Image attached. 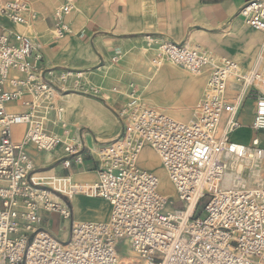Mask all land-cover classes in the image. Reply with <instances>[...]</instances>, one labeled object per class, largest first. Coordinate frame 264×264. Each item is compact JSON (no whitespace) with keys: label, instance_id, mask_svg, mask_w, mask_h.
Listing matches in <instances>:
<instances>
[{"label":"built area","instance_id":"obj_1","mask_svg":"<svg viewBox=\"0 0 264 264\" xmlns=\"http://www.w3.org/2000/svg\"><path fill=\"white\" fill-rule=\"evenodd\" d=\"M78 2L61 0L54 10L57 38L70 33L68 18ZM30 12L24 0H0V264H121L117 247L124 241L136 255L128 264H264V44L256 65L243 70L186 40L157 38L154 65L169 61L192 74L207 70L209 93L187 122L132 96L117 111L119 135L88 145L68 139V112L55 93H82L103 102L111 96L79 71L51 74L53 69L43 68L36 40L3 23L25 26ZM237 16L264 33V0H246ZM119 59L118 52L111 57ZM231 80L233 96L226 93ZM247 102H255L251 129L259 137L251 149L233 139ZM16 104L23 111L13 109ZM16 126L24 131L16 133ZM30 148L47 154L61 149L57 161L63 171L90 162L97 179L41 172ZM145 148L157 154L175 198L163 195L156 173L138 164ZM247 159L258 161V181L225 187L230 171L244 178L234 163ZM74 196L109 203V221L77 220L69 202ZM44 214L68 222L66 238L43 227Z\"/></svg>","mask_w":264,"mask_h":264},{"label":"crops","instance_id":"obj_2","mask_svg":"<svg viewBox=\"0 0 264 264\" xmlns=\"http://www.w3.org/2000/svg\"><path fill=\"white\" fill-rule=\"evenodd\" d=\"M24 1L31 8V12L27 15V25H17L9 20H3V23L8 27V31L26 35L33 32L44 58L42 66L45 69H53L54 72L51 71V74L63 69L82 70L86 73V70H91L104 62L108 55L113 56L111 50L114 46L122 47L125 42L138 38L139 34H152L158 39L169 37L176 42L187 39L189 45L231 59L243 70L246 66L252 65L253 68L256 65L264 44V33L251 28L237 16L238 10L246 0H80L78 10L68 18L71 31L64 38L56 37L51 19L53 8L59 5L61 0ZM117 52L120 54V59L124 57L123 52L118 50ZM127 60L135 62L137 58L132 57L131 60L130 58ZM141 63V67L149 66L147 59H142ZM168 67L166 63L161 67L155 66L157 70L151 76H142L144 81L139 83V89L136 88L137 96L143 93L144 104L179 121L187 122L191 119V115H194L195 110L192 106L197 98L200 97L202 100L208 93L209 72L204 70L200 77L194 78ZM150 69L149 66L148 70ZM124 70L127 68L125 67ZM46 76L58 85L56 77L50 76L49 71L46 72ZM156 81L168 83L164 89H157L168 91V94L162 95V99L147 96L148 88ZM93 83L104 85L95 81ZM126 84L127 91L120 95L121 91L118 90L116 94L123 99L121 100L123 105L130 99L131 84L134 83L130 81ZM171 90L174 96L169 100L167 97ZM250 103L253 105L254 116L255 102ZM57 104L65 107L68 112L67 121L71 128L69 138L75 142L84 140L88 145H93L97 141L112 140V117L94 101L83 99L79 93H72L62 96ZM13 109L23 111V107L17 104ZM87 126L96 133L104 135V138L101 140L94 138L92 130ZM84 128L85 131L81 132ZM14 131L19 134L24 131V127H15ZM29 153L41 172L71 174L76 181L81 182H93L97 179L90 162L84 167H73L63 171L57 161L62 156L61 149L53 154H47L30 148ZM73 200L76 204L74 214L77 220L90 222L109 220L111 206L106 201L85 196H74ZM83 201L88 203L87 210L80 204ZM46 229L50 231L47 226ZM61 234L63 238L67 237L63 230Z\"/></svg>","mask_w":264,"mask_h":264},{"label":"rangeland","instance_id":"obj_3","mask_svg":"<svg viewBox=\"0 0 264 264\" xmlns=\"http://www.w3.org/2000/svg\"><path fill=\"white\" fill-rule=\"evenodd\" d=\"M57 5L53 8L54 10L56 9ZM78 8H79V5L77 4L76 11L78 10ZM251 31H253V30L251 29ZM28 35L30 37L34 38L33 32L28 33ZM137 36H138V38H134V40H132V41L125 42V44L122 45V47L121 46H119V47L114 46L113 47V49L111 50V53L113 54V56L115 55L117 50L124 53V57L119 59L118 62H112V60H111L112 55H110L111 57L108 55L106 60L104 59L105 60L104 62L102 61V63H100L97 67H95L91 70H86L85 71L86 73H84V71H82V70H73L75 73L78 71L80 73H83L82 78H86V80L91 82V83H93V81H95V83H98V82L103 83L104 85H102V84H98V85L103 87L107 96H111V98H110V100H108V102H102L101 100H99V99H97L91 95L79 93V94H81L83 99L94 101L106 113L111 115V117H112V120H111L112 128H111V130L113 132L112 133L113 136H111L112 140H114L120 132V124H119V120L117 117V111L119 110V107L123 106V102H122L123 99L119 98V97L123 92H126L128 89L126 82L128 83V82L132 81L134 84H131V87L135 86V88L139 89L140 88L139 83L144 81L143 77L151 76L157 70L152 63V59L158 53V51H156V48H158V45L155 43L157 38L155 36H153L152 34H139ZM137 36H135V37H137ZM262 36H263V34H262ZM132 57L133 58L136 57L137 60L134 62V60H131ZM127 58H130V60L133 63L131 61L127 60ZM142 59L148 60L147 64L150 66V68H151L150 70H148L149 66L141 67V65H142L141 60ZM166 64L169 65L168 68L180 70L184 74H186L190 77L195 78V77H200L202 75V73L201 74H192V73L184 70L183 68H180V67L174 65L173 63H171L169 61H167ZM102 66H105V67L102 68ZM251 66L252 65L244 67L245 68L244 70H248L249 68H252ZM125 67L127 68V70H124ZM74 76H75V74H74ZM88 76H89V79H88ZM165 85L166 86L168 85V83L166 81H159V82L156 81L153 86L148 88L147 96L150 98L158 97L159 99H162V95L168 94V91L167 92L158 91L157 89L158 88L164 89ZM66 86H68V85H66ZM115 86L116 87L118 86V89L121 91L119 96L116 95L117 93L112 92V88ZM58 93H60V95L64 94V92H62V91H59ZM142 94L143 93H140L137 96L138 100H140L141 102H143V100H144V95H142ZM173 96H174V92L171 90V93L169 94L167 99L172 100ZM199 100H201L200 97L197 98L194 105L192 106V109L194 108V110H195L196 104L199 102ZM58 101L59 102L61 101V97H58ZM166 102H168V101L166 100ZM192 115L190 118H192ZM252 116H253V105H252V103L247 102L244 106V110L242 113L243 131L242 132L237 131L233 134V139L235 141L250 143L251 137L253 136V131L250 127ZM16 127H19V126H16ZM87 127L90 128L89 126H87ZM82 131H85V128L82 129L81 132ZM92 133L94 135V138H98L100 140L104 138V135L98 134L94 130H92ZM152 152H153L152 150L145 148L142 151V163L139 165H141L142 167H144L148 170L154 171L156 173V175L158 176V178L160 179V185L164 186V189L166 192L163 191V193L166 196H170L171 198H175L176 192H174L173 186L171 185L167 174L160 167L159 159L156 157L157 155L153 152L156 155V156H154V154ZM242 164L244 165L242 168L244 170L242 177L244 176V179L249 180L250 172H251L250 165H246L243 162H242ZM230 173H235V172L230 171ZM255 182L256 181L253 180L249 184H253ZM170 185L172 186V190H171ZM161 190L162 189H160V191ZM69 202H70V205L74 209V207L76 205L75 201L73 199H70ZM80 204L86 210L88 209V203L87 202L83 201ZM43 225H44L43 226L44 228H46V226H47L50 229V232L58 239L63 238L62 234H61L62 229L64 231V234L68 233L67 232V230L69 228L68 222L63 220L62 218H60L58 215H48V214L44 215L43 216ZM117 250L120 253L119 256L121 258V264H128V263H130L136 259L135 253L133 251L131 253V248H130V244L128 241L121 242L118 245Z\"/></svg>","mask_w":264,"mask_h":264},{"label":"bare ground","instance_id":"obj_4","mask_svg":"<svg viewBox=\"0 0 264 264\" xmlns=\"http://www.w3.org/2000/svg\"><path fill=\"white\" fill-rule=\"evenodd\" d=\"M156 51H158V49L156 48ZM167 62V61H166ZM166 62H164V63H166ZM154 64V63H153ZM177 66V65H176ZM201 73H203V72H201ZM200 73V74H201ZM232 83H230V88H228L227 90H226V93H228V95H233V93L235 92V81L234 80H232L231 81ZM208 93H209V91H210V74H209V79H208ZM72 93H75V92H66V93H64V94H61L60 95V93H55V95H56V102L58 101V97H62V96H66V95H69V94H72ZM207 93V94H208ZM76 94H78V93H76ZM136 97L137 98V91H136V88H135V86H132V90H131V92H130V98L131 97ZM138 99V98H137ZM162 112V111H161ZM240 121H241V125H242V116L240 117ZM250 127H251V124H250ZM240 132H242L243 131V128H242V126H241V128H240V130H239ZM68 139H71V138H68ZM259 140V137H256L255 136V134H254V132H253V136L251 137V141H250V143H245V142H242V144H244L247 148H249V149H251L252 147H253V141L254 140ZM73 140V139H72ZM238 142H241V141H238ZM143 151V150H142ZM142 151H141V153H140V155H139V157H138V164H141L142 163ZM155 153V152H154ZM156 154V153H155ZM154 154V156H156ZM156 157H158V156H156ZM243 163L244 164H246V165H250V169H251V172H250V177H249V180H246V179H244V178H241L240 176H238V175H236V173H227L226 174V176H225V179H224V186L225 187H227V188H233V187H237V186H241V185H247V184H249L251 181H253V180H255V181H258V179H259V164H258V161L257 160H251V159H247V160H244L243 161ZM236 166H237V169L238 170H240L241 168H243V164H242V162H235L234 163ZM171 186V185H170ZM158 188H159V190L160 189H162L160 192L163 194V195H165L164 193H163V191L164 192H166L165 191V189H164V186H161L160 185V179H159V185H158ZM174 189V188H173ZM171 190H172V186H171ZM174 192H175V190H174ZM175 195H176V193H175ZM166 196V195H165ZM110 219V218H109ZM109 221V220H108ZM108 221H106V222H108ZM63 230V229H62ZM120 261H121V258H120Z\"/></svg>","mask_w":264,"mask_h":264}]
</instances>
